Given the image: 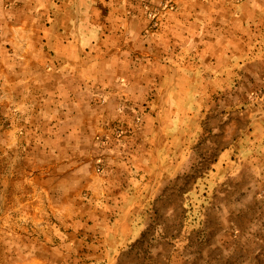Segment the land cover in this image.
<instances>
[{
  "label": "crops",
  "instance_id": "1",
  "mask_svg": "<svg viewBox=\"0 0 264 264\" xmlns=\"http://www.w3.org/2000/svg\"><path fill=\"white\" fill-rule=\"evenodd\" d=\"M170 97L206 106L192 186L243 200L264 156V0H0V264H110L138 239Z\"/></svg>",
  "mask_w": 264,
  "mask_h": 264
},
{
  "label": "rangeland",
  "instance_id": "2",
  "mask_svg": "<svg viewBox=\"0 0 264 264\" xmlns=\"http://www.w3.org/2000/svg\"><path fill=\"white\" fill-rule=\"evenodd\" d=\"M147 11L155 22L160 10L148 6ZM187 100L170 97L169 103L162 105V166L170 170L162 173L158 201L146 204V228L122 250L102 252L100 258L106 263L195 264L198 260L219 259L224 264H264V170L249 168L251 163H263L264 156L255 159L247 155L246 167L239 171L245 175L246 183L240 187L241 201L220 204L212 200V187L202 182L192 186L194 175L206 168L212 151L206 148V106L187 105ZM261 105L256 98L254 105L244 108L257 111ZM191 109L196 111L191 114ZM175 118L179 123L173 121ZM238 189L235 186V191ZM223 226L229 227L231 234H220ZM76 261L70 258L53 264H77Z\"/></svg>",
  "mask_w": 264,
  "mask_h": 264
},
{
  "label": "built area",
  "instance_id": "3",
  "mask_svg": "<svg viewBox=\"0 0 264 264\" xmlns=\"http://www.w3.org/2000/svg\"><path fill=\"white\" fill-rule=\"evenodd\" d=\"M152 14H155V12H151ZM153 17H155V15L153 16Z\"/></svg>",
  "mask_w": 264,
  "mask_h": 264
}]
</instances>
